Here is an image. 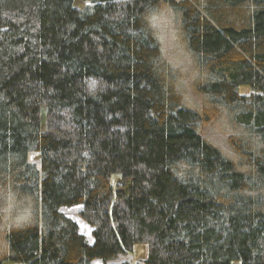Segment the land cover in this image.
<instances>
[{
    "label": "trees",
    "instance_id": "obj_1",
    "mask_svg": "<svg viewBox=\"0 0 264 264\" xmlns=\"http://www.w3.org/2000/svg\"><path fill=\"white\" fill-rule=\"evenodd\" d=\"M139 246L264 264V0H0V264Z\"/></svg>",
    "mask_w": 264,
    "mask_h": 264
},
{
    "label": "rangeland",
    "instance_id": "obj_2",
    "mask_svg": "<svg viewBox=\"0 0 264 264\" xmlns=\"http://www.w3.org/2000/svg\"><path fill=\"white\" fill-rule=\"evenodd\" d=\"M75 6L83 9L85 8L86 4L80 1H77L75 3ZM161 21L163 23H167V28L169 26H171V24L169 23L168 20H158ZM158 25V24H157ZM169 31V30H167ZM161 32V31H160ZM163 33V32H161ZM162 40H164V48L165 51H167V55L170 58V60L172 61L173 65H175V67L178 68H183L184 70H186L185 72H189L191 71V67L189 65V60L186 59V57L180 52L177 43H175L174 41V37L171 36V34L164 32L163 33V37ZM182 69V70H183ZM192 75V73H191ZM252 92V88L250 86H240L239 87V93L241 95H247L250 94ZM34 159H38L39 156L35 155L33 157ZM80 209L81 206H73V207H63L62 211L69 217H71L72 219H74L78 226L79 229L82 233H84L86 235V237L93 242V236L91 234L92 232V228L86 223V221H84L81 216H80ZM146 254V249L144 246H139L136 248V250L132 253H129L127 255H121L118 259L114 260V261H110L107 263H103L101 260H95L93 262V264H122L124 262H129L131 264H144L143 263V259L145 257ZM7 264H11V263H7Z\"/></svg>",
    "mask_w": 264,
    "mask_h": 264
}]
</instances>
